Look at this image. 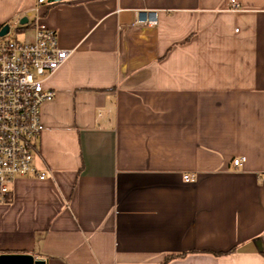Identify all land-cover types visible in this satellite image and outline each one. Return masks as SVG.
<instances>
[{
	"label": "crops",
	"instance_id": "1",
	"mask_svg": "<svg viewBox=\"0 0 264 264\" xmlns=\"http://www.w3.org/2000/svg\"><path fill=\"white\" fill-rule=\"evenodd\" d=\"M23 16L71 53L0 255L264 264V0H0V25Z\"/></svg>",
	"mask_w": 264,
	"mask_h": 264
},
{
	"label": "built area",
	"instance_id": "2",
	"mask_svg": "<svg viewBox=\"0 0 264 264\" xmlns=\"http://www.w3.org/2000/svg\"><path fill=\"white\" fill-rule=\"evenodd\" d=\"M8 24V32L0 35V202L7 200L16 178H46V173L34 164L37 143L45 128L41 107L56 96V90L46 85L47 78L71 53L59 46L55 29L30 20L24 25L20 19ZM135 24L154 25L156 20L140 19L136 13ZM29 26L35 28L34 39L18 40L16 33ZM244 160L236 158L234 164L241 165ZM183 179L192 182L194 176L185 174Z\"/></svg>",
	"mask_w": 264,
	"mask_h": 264
},
{
	"label": "water",
	"instance_id": "3",
	"mask_svg": "<svg viewBox=\"0 0 264 264\" xmlns=\"http://www.w3.org/2000/svg\"><path fill=\"white\" fill-rule=\"evenodd\" d=\"M28 21V16H23L20 19V23L22 25L28 23ZM8 30L9 24L5 23L0 30V35H5ZM259 247L261 248V244L259 245ZM0 264H45V261L42 259H35L33 255L29 254L6 253L0 255Z\"/></svg>",
	"mask_w": 264,
	"mask_h": 264
},
{
	"label": "rangeland",
	"instance_id": "4",
	"mask_svg": "<svg viewBox=\"0 0 264 264\" xmlns=\"http://www.w3.org/2000/svg\"><path fill=\"white\" fill-rule=\"evenodd\" d=\"M16 34H17L18 40H20V41H24V40L28 41L29 40L28 39V33L24 32L23 30L18 31Z\"/></svg>",
	"mask_w": 264,
	"mask_h": 264
},
{
	"label": "trees",
	"instance_id": "5",
	"mask_svg": "<svg viewBox=\"0 0 264 264\" xmlns=\"http://www.w3.org/2000/svg\"><path fill=\"white\" fill-rule=\"evenodd\" d=\"M0 26H2V25H0ZM7 198H8V196H7ZM219 254H221V253H219Z\"/></svg>",
	"mask_w": 264,
	"mask_h": 264
}]
</instances>
